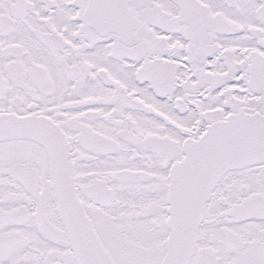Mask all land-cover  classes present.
Segmentation results:
<instances>
[{
  "label": "snow or ice",
  "instance_id": "obj_1",
  "mask_svg": "<svg viewBox=\"0 0 264 264\" xmlns=\"http://www.w3.org/2000/svg\"><path fill=\"white\" fill-rule=\"evenodd\" d=\"M0 264H264V0H0Z\"/></svg>",
  "mask_w": 264,
  "mask_h": 264
}]
</instances>
